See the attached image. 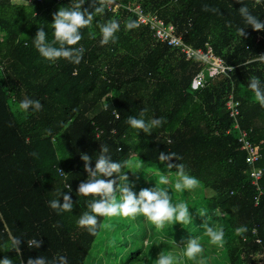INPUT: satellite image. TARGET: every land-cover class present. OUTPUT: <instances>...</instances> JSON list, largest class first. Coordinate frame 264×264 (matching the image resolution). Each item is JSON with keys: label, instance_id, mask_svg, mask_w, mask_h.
Returning a JSON list of instances; mask_svg holds the SVG:
<instances>
[{"label": "trees", "instance_id": "trees-1", "mask_svg": "<svg viewBox=\"0 0 264 264\" xmlns=\"http://www.w3.org/2000/svg\"><path fill=\"white\" fill-rule=\"evenodd\" d=\"M116 1L121 4L116 11L105 6L92 25L80 30L83 38L75 47H83L84 53L74 64L42 58L32 38L43 25L51 41L53 13L75 0H0V259L8 256L13 264L21 260L26 264L28 258L52 261L63 255L68 264H86L104 217H98L94 235L77 224L93 199L77 193L87 178L80 154L92 157L94 167L100 146L107 144L111 159L124 162V172L135 157L174 174L176 169L158 157L160 152L175 153L180 159L171 163L184 164L199 180L200 189L212 192L200 193L196 202L189 194L181 195L191 215L206 212L199 218L205 222L193 226L195 217L184 227L176 224L182 232L194 231L178 243L159 237V246H144L143 255L138 250L131 254L134 264H155L160 249L180 254L182 242L189 238H196L203 252L194 260L184 257L181 264L264 263V107L247 87L252 76L264 82V61L258 58L264 55V31L248 27L238 12L244 4L264 20V0ZM137 5L172 23L193 48L210 46L233 71L213 80L207 75L210 83L193 89L192 78L202 67L157 40L147 24H137L128 8ZM205 5L219 12L205 11ZM82 8L94 10L88 0ZM111 19L121 25L117 40L102 45L98 25ZM129 20L138 26L127 30ZM241 27L246 38L238 35ZM230 94L239 101L240 126L251 141L262 142V157L256 163L263 170L261 194L251 183L245 152L232 129L234 119L226 107ZM25 97L39 100L42 110H19ZM191 100L199 104L185 105ZM142 109L147 110L142 117L146 121L154 117L165 121L151 134L127 123L129 116L141 118ZM68 183L73 210L58 214L49 201L66 191ZM59 199L62 203V196ZM205 224L224 230L223 247L211 243ZM238 227L247 231L238 235ZM12 237L21 239L20 257L10 248ZM31 239L43 241L41 247L29 248Z\"/></svg>", "mask_w": 264, "mask_h": 264}, {"label": "clouds", "instance_id": "clouds-1", "mask_svg": "<svg viewBox=\"0 0 264 264\" xmlns=\"http://www.w3.org/2000/svg\"><path fill=\"white\" fill-rule=\"evenodd\" d=\"M89 8H94L89 11L88 8H82L86 0H75L70 7H60L52 15L51 29L52 39L48 38V34L44 31V26H40L32 38L33 46L38 51L40 56L49 62H55L58 59H65L71 63L79 64L84 53L83 47H75L82 40L81 29L92 25L97 14L104 12L105 6L113 3V0H88ZM237 2L241 3L240 0ZM257 4L260 0H255ZM238 9L239 15L244 23L254 31H264V20H260L253 15L247 5L242 4ZM205 11L219 12L217 8L204 7ZM138 25L135 21L129 20L126 22V29L132 30ZM101 33V44L115 43L117 40L116 33L120 31V22L116 19L108 20L104 24L98 25ZM247 28V27H246ZM240 39L246 38L247 33L245 27L237 29ZM59 45V46H54ZM258 58L264 61V55H259ZM228 70L233 71L228 66ZM202 75V74H201ZM199 79V77H198ZM247 87L252 90L255 96V101L264 107V82L258 77L252 76L248 80ZM42 104L39 100H33L25 97L19 102V110L27 112L29 109L41 111ZM146 109L141 110V118L129 116L127 123L133 128L151 134L154 128H159L165 122L163 118H152L146 121L144 116ZM172 141L169 140L168 143ZM109 146L103 144L100 146V151L95 158V165L92 166V157L86 153L80 154V159L84 162V171L87 173V178L79 183L77 193L84 197H93L88 203V211L83 212L77 221L79 227L85 228L89 234L94 235L99 228L98 217H116L135 218L137 215H143L147 220L159 230L163 229L166 222H174L175 224L186 225L192 223V215L186 202H179L175 205L171 202L172 198L167 185L170 184L168 177L164 174L160 175L159 184L165 187L144 188L138 193L133 191L134 184L130 182L129 176L122 169L124 162H115L111 159ZM31 155H36L31 153ZM158 159L167 164L169 169H176L178 179L174 184L175 191L181 193L185 190H191L199 185V180L190 175L186 166L182 163H171V161L179 160L175 153L160 152ZM61 175L65 174L58 169ZM134 174V173H133ZM115 178H112L114 177ZM106 177L109 179H101ZM67 190L57 192V198L49 201V207L58 214L63 212H72L73 201L71 199V186L66 185ZM62 196L63 202H60ZM201 216L206 215L204 210L200 212ZM205 234L210 238L214 245L223 247L224 245V230L222 228H214L205 224ZM247 231L246 227H238L236 233L243 234ZM43 241L40 239H31L27 241L29 248H40ZM183 243V248L180 254L172 252L159 253L155 259V264H181V260L186 257L190 260L196 259L203 252V246L196 238H189ZM21 239L12 237L10 248L15 251L20 257ZM177 245V244H176ZM177 247H180L177 245ZM0 264H13V260L8 256L0 259ZM20 264H24L21 260ZM26 264H68L66 256L58 255L52 261H48L44 256L36 258H28Z\"/></svg>", "mask_w": 264, "mask_h": 264}, {"label": "rangeland", "instance_id": "rangeland-1", "mask_svg": "<svg viewBox=\"0 0 264 264\" xmlns=\"http://www.w3.org/2000/svg\"><path fill=\"white\" fill-rule=\"evenodd\" d=\"M190 102L192 103V108L199 104V101L191 100L187 101L185 105ZM155 165L154 163L142 161L135 157L129 159L126 174L129 176L130 182L134 184V192L138 193L144 188L165 187L159 184L160 175L164 174L170 181L167 187L173 205L185 202L186 198H180L181 195L189 194L196 202V198H199L200 193H205L208 196L212 194L209 189H200L199 186L181 193L176 192L174 188V184L178 179L176 174L170 172L167 174V172ZM195 217L197 219L194 220L193 226L197 223L205 222L202 221L204 219L199 220L200 213L193 211L192 219H195ZM180 226L184 227L185 225ZM192 231H194L193 228L187 229V233ZM187 233L182 232L180 227L176 226L174 222H166L163 229L158 230L143 215H137L135 218H124L121 216L104 217L101 221V228L85 261L86 264H126L128 259L127 264H134V258L131 256L133 252L138 250V254L143 255L144 246H148L149 248L156 245L159 246L161 243L159 237L163 238V240L167 238L174 243H178L177 241ZM168 234L170 235L168 236ZM161 252L163 251L160 249L158 254ZM156 257L154 258L156 259ZM261 257L264 259V256ZM255 258L260 259V256H256ZM255 262L256 264H264L263 260H256Z\"/></svg>", "mask_w": 264, "mask_h": 264}, {"label": "built area", "instance_id": "built-area-1", "mask_svg": "<svg viewBox=\"0 0 264 264\" xmlns=\"http://www.w3.org/2000/svg\"><path fill=\"white\" fill-rule=\"evenodd\" d=\"M120 6L121 4L119 2L113 0V3L107 5L106 8L107 10L114 12ZM128 8L135 14L137 24H147L157 40L176 49L186 60H194L202 67V69L192 78L191 87L193 89L204 87L209 84L210 82H207V75L212 77L213 80L218 76L228 74L230 71L228 70V65H226L224 59L215 55L210 46H207L205 49L201 47L193 48L191 45H188L183 41L182 33H177V28L172 23H166L157 15L145 13L139 5ZM229 67L232 68V66ZM238 102V100H233V97L230 94L226 101V107L230 110L229 115L234 119L232 129L237 132L235 137L239 143V148L245 152V162L249 167L251 183L255 185L258 193L261 194L262 185L259 180L262 178L263 170L261 167L256 166V163L262 157V142L255 143L251 141L249 139L248 131L240 126L238 120L240 112L237 109ZM255 200V203H257V196L255 197Z\"/></svg>", "mask_w": 264, "mask_h": 264}]
</instances>
